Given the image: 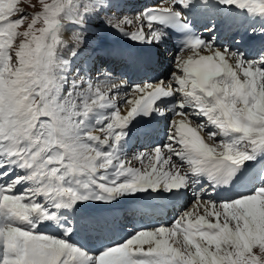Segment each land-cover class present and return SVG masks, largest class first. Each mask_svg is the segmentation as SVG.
<instances>
[{"label":"snow or ice","instance_id":"1","mask_svg":"<svg viewBox=\"0 0 264 264\" xmlns=\"http://www.w3.org/2000/svg\"><path fill=\"white\" fill-rule=\"evenodd\" d=\"M20 3L0 0V264H264V165L251 191L213 198L264 160V51L248 58L218 47L184 16L222 5L264 20V0H162L133 18L106 17L107 28L142 44H159L165 28L186 30L171 78L132 85L110 71L81 74L59 54L62 21L84 26L105 0H40L23 31ZM154 113H171L168 142L135 153L141 167L130 166L125 129ZM188 189L192 206L170 224L89 237L95 248L75 238L81 206Z\"/></svg>","mask_w":264,"mask_h":264},{"label":"bare ground","instance_id":"2","mask_svg":"<svg viewBox=\"0 0 264 264\" xmlns=\"http://www.w3.org/2000/svg\"><path fill=\"white\" fill-rule=\"evenodd\" d=\"M150 1L151 0H111L106 3L110 4L109 6L110 9L111 7H115L117 11H120L124 7L123 4L125 3L129 4L132 2L135 4L136 7L138 6V8H136L135 12L133 13L135 14V13L143 11L147 7H150L151 5ZM158 4H162V0H159ZM205 9L210 14V17L208 19L209 22L212 19L210 12L216 13V18L214 22H212L211 24L214 25V29H216L215 43L218 47L223 48L224 46H227L233 50H238V51L242 50V52L248 58L253 57L258 47H260L261 45H262L261 47H264V34L259 33V27H264V20H262L261 18L259 17L251 18L246 13L234 11L232 8H228L222 5L210 6ZM105 12L110 13V11H105ZM113 15L119 17L120 13H113ZM200 18L201 20H203L205 17L202 14H200ZM219 22L221 24H219ZM63 23L72 24L71 19H65L63 20ZM91 27L85 26L83 27V31H80L79 29L77 30V28L73 30L64 31L66 38L69 39L70 41L72 40L71 45L75 51L79 49L80 46L84 47L82 51L77 50L76 52L84 53L85 51H89L94 48L95 50H99L101 53H103V58L106 57V59H109V60L113 59V64L115 61L123 62V60L125 62L130 63L131 61L129 59L130 52L131 51L135 52L137 51V49L145 50L146 51L145 54L150 59L153 56V55L151 56V51H149V48H150L149 44H142V43L134 42L130 40L129 38H127L126 36L120 33H117L116 31L114 32H112L111 30L97 31V28H94V27L91 28ZM124 27H125V30L130 29L128 31H133L135 30L136 25L135 24L132 26L124 25ZM231 28H235V29L231 31ZM252 28H256L257 31L255 33L252 32L251 31ZM66 31L68 32V34ZM223 32L224 34L228 36V39H231L230 40L231 45L228 44L227 41H222L221 39L218 40L219 36H221ZM106 36L109 39H107ZM80 38L82 42H80ZM165 38H166V41L162 45V47H160L159 52L157 50L158 58H161V61H163V63L158 68V74H161V75H160V78L157 80L163 79L167 81V69H166L168 66L167 60L174 53L172 52L168 38L167 37ZM237 44L240 47L237 46ZM155 46L156 44H153L152 48H154ZM162 49L163 50L166 49V51H162ZM67 51L70 53L72 51L71 47H69ZM136 55H139V51H137ZM180 55L186 56V54H180ZM80 57H83V56L80 55ZM155 63L156 62L152 60V64L155 65ZM134 71L135 69L132 68L129 74H127L126 82L129 83L130 85L141 84V79H139L138 77L132 78L130 76V74L133 73ZM100 86L102 88L104 87L101 84ZM124 112L125 110L122 108V114H124ZM154 115L156 114L154 113ZM156 116L158 117L157 123L161 122L163 126L168 125L171 119L169 118V114L163 117L158 116V115ZM175 119H179V117H175ZM135 122H136V119H134L128 125L127 129H125L127 134L130 133L129 136L126 135L125 137V141H124L125 149L128 147L132 148L133 146L135 148L137 146L135 145L137 142H132L133 140L136 139V135H135L136 127H131ZM135 150H138V149H135ZM135 150L133 149L131 153L135 154V153L142 152L140 150L136 152ZM261 165H264V160L259 161V162H249L248 170L244 173L243 176L240 177L241 181L234 186V189L229 190V189L218 188L216 192L213 194V198L214 199H224V198L235 196L238 193L251 191L255 186V181L253 180V177L256 175L257 169ZM205 187H207L206 183H205ZM187 191L188 190L182 191L180 194H178L177 197H175L176 195L167 194V193H142V194H138L136 197L122 198L119 202H114L112 205L94 203L95 206H97L96 209L94 208L91 209L92 207L88 204L81 206L78 217H77L78 230L81 232L82 235L84 234L87 235V233L89 232L91 233V236L93 237H107V238H112V239H116V238L120 239L127 234L128 230H125L119 226V224L115 221L117 218V214L114 212H109L107 210L109 207H112L113 209H116V210L120 208L125 211H127L128 209H133L135 211L133 215H135L136 218L139 215H141V218L146 221L149 217H153V216L155 217L159 214L163 215L164 214L163 209L165 208L168 210L170 208V204H171V207H174L180 204L179 210L183 211L186 208V204H187V202L184 204L185 198L191 195V193ZM191 191L194 193L193 190ZM171 199H173V201L175 202L171 203ZM158 210H161V212H159ZM154 217L152 218V221H154ZM119 218L121 219V217ZM96 220H107L109 221V223L107 225H98L97 223H95ZM161 221L164 222V220H161ZM134 225L135 224L131 225V229ZM54 229L55 228L53 227L51 228L49 227V229H42V230L52 231ZM83 241L86 242L85 245H88L89 247H92V248L99 246L98 243L95 241H91L89 243L90 240H87V237H83Z\"/></svg>","mask_w":264,"mask_h":264},{"label":"rangeland","instance_id":"3","mask_svg":"<svg viewBox=\"0 0 264 264\" xmlns=\"http://www.w3.org/2000/svg\"><path fill=\"white\" fill-rule=\"evenodd\" d=\"M49 1H51V0H45V2L47 3V2H49ZM106 1V0H105ZM109 1H111V0H108V1H106V2H109ZM81 2V0H72V4H76V5H78L79 3ZM21 9H23V11L24 12H26V13H28L29 14V16H28V18L26 19V21H25V25H24V27H22L21 29H19L20 31H23V30H25V28H26V26H27V23H29L30 21H31V18H32V16L33 15H35L37 12H41L42 11V4L40 3V0H21V3L18 5ZM102 11H110V8L108 7V8H106V9H104V10H102ZM102 11H100L97 15H95V16H93L92 18H90V19H92L93 21H92V23L94 22V24L97 22V19H99L100 21L98 22V26H100V27H103V28H105V29H108V30H111L112 32H114V30H112V29H109V28H107V26L105 25V23L103 22L105 19H106V16L108 15V13L107 12H102ZM127 11H129V10H127ZM112 12H114V11H111V13ZM125 13H120V16L119 17H122V16H127V17H129V18H133L134 17V14H133V17H132V15H124ZM111 15H113V14H109L108 16H111ZM131 16V17H130ZM14 18H16V17H14ZM93 18H95V19H93ZM72 21H73V23L74 24H77L76 22H75V19H72ZM219 24H221L220 22H219ZM89 25H91V26H93L94 28H96L95 27V25H92V24H89ZM86 26V27H90V26ZM72 26H73V24H72ZM132 26V25H131ZM37 27H41V24H38L37 25ZM93 27H91V28H93ZM75 29V28H74ZM235 28H231V31H233ZM66 30V26L64 25V27H63V29H62V31H61V36L64 38V40H63V47L59 50V54L62 56V57H64V58H70V59H74V61H73V65H74V68H79V69H81V74H83V71H85V64H86V61H87V58H82L81 59V61H82V64H78V61L80 60V56H76L75 58H72L71 57V52L73 51H71L70 53H66V51H65V49H66V47L67 46H70V43L72 42V40L70 41V40H68L67 38H66V36H65V34H64V31ZM70 30H73V29H70ZM78 30V29H77ZM128 30H130V29H128ZM67 32V31H66ZM117 33H119V32H117ZM117 33H115V34H117ZM67 34H68V32H67ZM223 34H224V32H223ZM79 38V37H78ZM106 38L107 39H109L107 36H106ZM70 41V42H69ZM80 42H82L81 41V38H80ZM231 43V42H230ZM229 44V43H228ZM79 46V45H78ZM81 47V48H80ZM79 47V49H77L78 51H82L83 49H84V47L83 46H80ZM76 50V51H77ZM162 51H166V49H162ZM262 50H260L259 52H261ZM170 52V51H169ZM92 53H93V60H92V64H91V66H90V68H89V74L91 75V76H93V78H95L99 73H103V72H105V71H110V64L111 63H109V62H107L106 61V57H104V58H100V56H96L95 54H94V52L92 51ZM259 55V54H258ZM258 55H256L255 57H257ZM78 58V59H77ZM121 68H119V73H123L121 70H120ZM118 72V71H117ZM117 76V75H116ZM116 76H114L113 75V77H116ZM103 79V77H101V80ZM102 85V84H101ZM104 86V85H103ZM136 145V144H135ZM136 152L138 151V150H135ZM145 151V150H144ZM126 162H128V163H130L129 162V160H126ZM131 164V163H130ZM135 167H141V164L139 163L138 165L136 164L135 165ZM194 200V195H192L191 197H190V199H189V205L186 207V208H188L189 206L191 207L192 206V201ZM96 204V203H95ZM94 204V205H95ZM92 208L91 209H96L97 208V206H91ZM88 208H90V207H88ZM180 213H181V211H179V213H177V215L175 216V217H177L178 215H180ZM119 215H121V216H119V217H121V219L120 218H118V224H119V226L120 227H122V228H124V227H127L128 225H129V223L130 222H132V219L130 218V216H127L126 214H122V213H120ZM175 217H172V219L171 220H169V224L171 223V221L175 218ZM136 227H139V226H136ZM131 229V225H129V227L127 228V229H125V230H130Z\"/></svg>","mask_w":264,"mask_h":264}]
</instances>
